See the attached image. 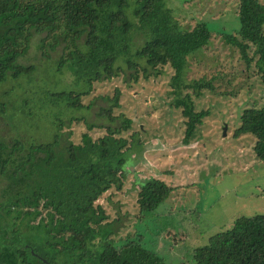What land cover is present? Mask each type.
<instances>
[{"label":"trees","instance_id":"1","mask_svg":"<svg viewBox=\"0 0 264 264\" xmlns=\"http://www.w3.org/2000/svg\"><path fill=\"white\" fill-rule=\"evenodd\" d=\"M238 27L220 32L234 46L247 68H255L264 82V1L238 0ZM143 33L134 47L133 29ZM219 32V31H218ZM33 33H44L40 46L62 44L59 65L66 62L78 90L54 92L69 106L90 107L81 98L92 83L118 75L123 59L135 69L144 64L160 72L173 69L172 103L184 118V144L209 109H196L192 94L213 88L212 79L201 76L189 82L183 77L186 55L207 45L212 30L206 19L183 28L165 0H0V80L32 70L17 62L26 53ZM147 76L146 66L141 67ZM182 87L192 92L181 93ZM108 101L97 116L105 132L96 138L84 131L81 142L59 144L60 127L48 141L25 145L0 140V264H166L155 251L134 237L114 238L112 220L99 197L108 189L119 190L126 167L141 140L120 134L133 119L114 113L120 90L102 96ZM72 117V116H71ZM90 129L96 124L86 122ZM250 132L253 150L264 160V105L245 107L234 135ZM173 186L152 176L138 181L137 206L153 210ZM195 264H264V213L239 215L230 227L209 236L194 248Z\"/></svg>","mask_w":264,"mask_h":264},{"label":"rangeland","instance_id":"2","mask_svg":"<svg viewBox=\"0 0 264 264\" xmlns=\"http://www.w3.org/2000/svg\"><path fill=\"white\" fill-rule=\"evenodd\" d=\"M264 1V0H261ZM183 28L206 19L212 35L203 48L186 55L183 77L186 81L212 79L213 88L192 94L195 108L209 113L184 144V116L172 100L170 84L173 69L167 64L160 72L146 66L147 76L120 59L118 75L92 83L83 103L90 107L69 106L62 90L84 86L76 80L66 62L59 65L62 42L54 48L40 46L44 33H33L26 53L17 62L33 66L16 76L0 80V140L19 138L25 145L48 141L60 127L59 144L81 142L87 131L92 138L103 134L98 126L105 118L97 116L108 101L102 96L120 90L114 113L133 119L132 127L120 132L141 140L133 152L134 162L127 165L121 189L114 187L98 199L112 220L114 238L134 237L160 255L166 264H195L194 248L209 236L230 227L239 215L264 213V160L253 150L255 136L250 132L234 135L245 107L264 105V82L255 68H247L234 46L220 32L238 27V0H165ZM219 31V32H218ZM134 47L143 42V33L134 28ZM192 92L182 87L181 93ZM72 116V117H71ZM96 125L88 128L86 122ZM223 126H226L223 134ZM156 176L173 186L168 196L153 210L141 211L136 202L138 181ZM2 183L0 186H2Z\"/></svg>","mask_w":264,"mask_h":264},{"label":"water","instance_id":"3","mask_svg":"<svg viewBox=\"0 0 264 264\" xmlns=\"http://www.w3.org/2000/svg\"><path fill=\"white\" fill-rule=\"evenodd\" d=\"M226 126H223V134H225Z\"/></svg>","mask_w":264,"mask_h":264}]
</instances>
